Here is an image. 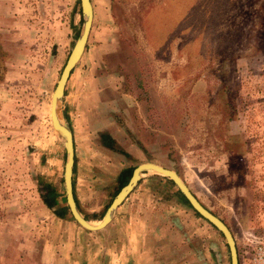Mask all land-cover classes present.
<instances>
[{"label": "rangeland", "instance_id": "374dc122", "mask_svg": "<svg viewBox=\"0 0 264 264\" xmlns=\"http://www.w3.org/2000/svg\"><path fill=\"white\" fill-rule=\"evenodd\" d=\"M90 3L85 48L61 103L73 130L71 180L80 212L97 223L114 197L118 169L153 162L175 171L225 223L238 264H258L264 0ZM79 12L78 0H0V264H105L101 252L112 250L113 224L89 231L41 200L50 184L65 204V152L48 108L80 30ZM100 130L127 155L101 152ZM160 177L144 172L127 202L170 237L166 264H229L222 236Z\"/></svg>", "mask_w": 264, "mask_h": 264}, {"label": "water", "instance_id": "95a60500", "mask_svg": "<svg viewBox=\"0 0 264 264\" xmlns=\"http://www.w3.org/2000/svg\"><path fill=\"white\" fill-rule=\"evenodd\" d=\"M81 24L80 30L73 42L68 53L65 63L60 71L58 79L52 89L49 97V123L58 140L61 142L65 152V160L62 170V186L65 205L71 218L83 229L89 231H97L105 227L113 218L116 208L126 198L130 191L134 188L141 175L146 171H152L172 181L176 189L182 194L190 208L196 212L201 218L212 225L222 236L228 250L229 264H238L235 242L229 228L225 223L212 214L205 206L199 202L194 194L189 190L183 180L177 173L169 168L160 166L153 162H142L134 166L130 173V177L118 192L111 199L110 203L104 210L97 224H91L90 220L85 219L75 203L72 193V165H73V144L70 126L63 119L61 111V103L64 92L65 83L70 71L78 62L86 44L88 33L92 21V8L90 0H78Z\"/></svg>", "mask_w": 264, "mask_h": 264}, {"label": "crops", "instance_id": "0c3cea01", "mask_svg": "<svg viewBox=\"0 0 264 264\" xmlns=\"http://www.w3.org/2000/svg\"><path fill=\"white\" fill-rule=\"evenodd\" d=\"M69 76H70V73H69ZM68 78L66 81L67 84L70 81V79ZM84 81H86L85 77H82L81 82L84 83ZM66 94H67V91H66V86H65L62 98H64ZM81 94L82 93L80 92L79 93L80 97H81ZM72 105L76 107V105L74 104ZM77 113L78 114L83 113L81 107L77 110ZM72 131H71V134H72ZM100 132L107 133L114 140L115 147L120 148L118 146V141L115 139V136H113L112 133L108 132L107 130L106 131L100 130L97 134L98 144H99L98 146L100 148V151L105 153L108 157H111V158H114L111 155L114 153L120 154L125 157V155L119 152L103 147L99 141ZM74 143L75 142L73 141V137H72V144L74 145ZM73 147H74L73 159L75 160L77 153L75 150V145ZM120 149L123 150L125 153H127L126 150L122 149V147ZM128 166L122 165L118 169V171ZM130 195L131 193L116 208L115 210L116 215L114 213L113 215L114 218L111 219V221L115 220L114 221L115 223L114 222L111 223L110 221L107 224V225L113 224L116 227V229L111 227L113 228V231L115 232L114 234H112L114 237L112 236L113 239L111 240V242L112 241L114 242H113V245L110 246L112 250H109V253L113 254V256L112 257L110 256V258H108V254H109L108 251L105 253L101 252V255L104 254V256L103 255L101 256V259H105V258L107 259V262L105 264H164V263L166 264V263H169V261L171 260V255L167 254V252H169L170 250V245H171L170 237L166 240L165 231H163V235L157 234V231H155V229L153 230L154 224H152V222L149 221L147 216L140 217L135 212L133 213L134 205L129 204V202H127L128 199L129 201L131 199ZM107 225L105 227H107ZM158 228L160 227L158 226ZM111 258L112 260H110ZM89 259L91 260L90 256H89ZM156 259L160 260L161 263H158L160 261H156Z\"/></svg>", "mask_w": 264, "mask_h": 264}, {"label": "trees", "instance_id": "16d2710c", "mask_svg": "<svg viewBox=\"0 0 264 264\" xmlns=\"http://www.w3.org/2000/svg\"><path fill=\"white\" fill-rule=\"evenodd\" d=\"M80 13V12H79ZM71 73V71H70ZM65 119L66 116L64 115ZM99 141L100 144L110 150L119 152L123 155H127L123 150H121L120 148L115 147V142L114 140L105 132H100L99 133ZM134 168V166H128L125 168H122L120 171L117 172L116 176H115V189H114V195L118 192V190L124 185L126 184V182L128 181L129 177H130V173L132 171V169ZM74 171V159H73V165H72V173ZM159 179H162L164 181V183L168 184L169 186H174L172 181L161 176ZM138 183V182H137ZM43 188L46 192V194L44 196H42L41 200L43 202V204L48 207L51 208L54 205L58 204L57 208L55 210H53V213L55 216H57L58 218H62L64 217L66 214H68V210H67V206L65 204H59V202L57 201V197L60 196L59 192H57L50 184H44ZM72 193H73V185H72ZM175 195L176 197L183 202L184 204L188 205L187 201L185 200V198L182 196V194L176 189L175 190ZM74 197V194H73ZM75 200V197H74ZM75 203L77 205V202L75 200ZM110 203V202H109ZM108 205V204H107ZM78 206V205H77ZM190 207V206H189ZM106 209V207H105ZM211 212V211H210ZM212 213V212H211ZM193 214L199 218H201L196 212L193 211ZM214 214V213H212ZM85 219H88L87 216L83 215ZM203 219V218H202ZM212 226V225H211ZM213 227V226H212ZM214 228V227H213ZM215 229V228H214ZM216 230V229H215ZM219 233V232H218ZM220 234V233H219ZM221 235V234H220Z\"/></svg>", "mask_w": 264, "mask_h": 264}, {"label": "built area", "instance_id": "2783aa9c", "mask_svg": "<svg viewBox=\"0 0 264 264\" xmlns=\"http://www.w3.org/2000/svg\"><path fill=\"white\" fill-rule=\"evenodd\" d=\"M256 254L258 255V258H261V262H258V264H264V248L259 247L256 251Z\"/></svg>", "mask_w": 264, "mask_h": 264}, {"label": "bare ground", "instance_id": "6f19581e", "mask_svg": "<svg viewBox=\"0 0 264 264\" xmlns=\"http://www.w3.org/2000/svg\"><path fill=\"white\" fill-rule=\"evenodd\" d=\"M90 223H91V224H97L98 222H97V223H92V222H90Z\"/></svg>", "mask_w": 264, "mask_h": 264}]
</instances>
